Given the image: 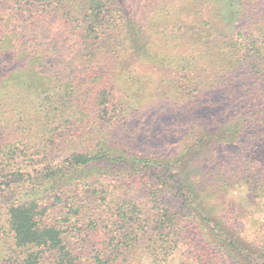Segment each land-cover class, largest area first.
I'll list each match as a JSON object with an SVG mask.
<instances>
[{
  "label": "trees",
  "instance_id": "trees-1",
  "mask_svg": "<svg viewBox=\"0 0 264 264\" xmlns=\"http://www.w3.org/2000/svg\"><path fill=\"white\" fill-rule=\"evenodd\" d=\"M137 1L143 14V0ZM259 1L260 6L250 1L254 8L249 2L241 4V17L251 21V27H242L227 43L226 51L224 47L217 51L225 57L226 66L213 62L217 53L210 50L208 54L204 48L213 37L207 36L203 22L199 25L203 37H191L189 55L168 58L167 78L152 81L154 89L145 92L151 83L146 82L142 66L154 64L149 48L163 42L164 47L180 52L186 48L180 44L184 41L181 36L173 33L163 41L154 33L155 42L148 39L144 43L136 32L137 46L129 47L132 51L127 57L125 29L133 9L122 0H0L6 16L0 18V57L22 47L28 32L46 31L53 10L67 24L77 23L73 25L77 46L88 57L97 52L94 62L99 68L104 66L97 75L89 66L75 67L76 54L68 55L50 45V49L32 53L39 56L37 61L31 55L26 57L28 63L21 69L25 75L22 73L17 87L7 86L5 79L0 85V167L25 170L17 184L30 183L23 185L16 201L8 206L0 228L3 243L10 249L8 263L130 264L129 259L137 256L164 264L181 243L201 239L212 245L209 256L216 254L213 258L229 264H264V249L213 216L202 200H212L209 192L218 190L221 180L226 185L223 189L235 180L252 197L264 198V1ZM145 2V13L151 15L162 3L165 19L189 10L182 2L178 6L166 0ZM173 22L166 28L184 27L181 19ZM7 34L11 40L6 42ZM184 39L189 40L188 36ZM126 60L134 61L131 67L124 66ZM142 61H146L144 65ZM45 63L50 69L43 68ZM177 72L183 74L181 79ZM37 74L42 88L34 111L16 115L12 131L5 133L8 125L1 117L7 114L8 102L16 98L17 91H30ZM178 110L184 117L176 122L184 126L176 137L181 152L169 162L162 161L150 141V131L167 120L171 123ZM32 135L36 141L30 139ZM50 137L48 147L45 142L50 140L45 139ZM68 145L74 148L68 149ZM40 146L47 163L41 178L34 175V166L26 170L23 164L13 163L25 148ZM59 146L65 150L61 157L57 156ZM219 150L221 154L216 155ZM194 154L195 159L205 156L193 164L189 160ZM191 168L198 170L190 175ZM190 177L197 179L194 190L186 185ZM201 181L205 190L200 189ZM131 182L143 187L146 203L122 192ZM46 193L55 195L58 203L49 205Z\"/></svg>",
  "mask_w": 264,
  "mask_h": 264
},
{
  "label": "rangeland",
  "instance_id": "rangeland-1",
  "mask_svg": "<svg viewBox=\"0 0 264 264\" xmlns=\"http://www.w3.org/2000/svg\"><path fill=\"white\" fill-rule=\"evenodd\" d=\"M122 1L125 7L129 6L133 9V12L131 13L130 18L128 20L131 24H129V22L126 23L127 28L125 29L127 33L125 34L126 46H124V51L128 48V50L126 51L127 57L132 51L129 50V47L137 46L136 39L138 36H136V32L139 33V37H142L144 39V43L148 39L155 42V39L152 37L154 33H158V36L156 37L157 40L161 39L163 41H167L168 38H172L173 33H176L178 36H181V38L184 40L182 43H180L181 46H186L185 50L184 48H182L180 52L179 50L172 49L170 47H164L163 42H156L155 46L153 44L151 48H149L150 56L152 55L151 59L154 64H150L151 67H149L144 65L146 61H142L144 65L142 66V73H144L143 76L146 77L147 83H151L148 84V87L143 90L145 92L150 89H154L152 81L158 83L164 77L167 78V76L169 75L168 71L171 68L168 62V58H173L174 56L181 55L183 58L189 55V53L191 52L189 48L192 47L191 43L194 40L191 37H203V35L201 34V31L203 29L207 31V36L209 34L210 37H213L212 39L208 40V42L205 43L206 46H204L208 54H210V50H213L214 54L217 53L215 57L211 58L212 61L215 63H219L221 66H224L225 62L226 66L225 57L217 51H219V49L222 47H224V50L226 51L228 46L227 43H230L232 37L237 36V34H239V31L242 29V27H244L245 25L251 27V21L247 22L241 17L242 14H244L241 4H251L250 1H254L256 3V6L261 5V2L259 0H211L210 4H207L206 0H166L167 2H175V6H178L182 2L181 5L189 10L186 14H184L186 10L183 11L182 14L173 13L171 19L169 17L165 19L163 16H165L164 13H166V10H163L164 5L162 3L160 5L158 4L159 6H156L153 9L154 11H156V13L154 15H151L149 14L150 11H147L145 13L146 9L148 8L145 0H143L142 2L143 5L146 7L142 11L143 14L139 13V1ZM152 1L153 0H150V3ZM255 3L251 4V8H254ZM4 9H0V18H3L5 16ZM172 9L176 11V8ZM263 10L264 6L261 7V11ZM48 16L51 21V25L47 26L46 31L42 28H39V30L36 32H28L27 39L23 40L22 42V47L18 46L13 49V51H9L7 54H4L0 57V85L5 79L4 82L7 84V86L14 88L17 87L16 84L18 83V81L23 79L22 73H24L25 75V72H23L21 69L23 66H25V64L28 63V59H26V57H28V55H31L30 58L35 57V60L37 61V59H39V56H34L32 53H41L47 49H50V45L51 47L57 46L60 50L65 51L68 55L76 54L74 56V58H76V60H74L75 67H77L78 65L82 67L89 66L91 69L90 72H95L96 75L99 69L104 67L101 65L99 68V64L94 62L96 60L95 55L97 52L93 53L92 57H88L86 56V53L83 52L82 48L77 46V42L75 41L77 34L76 30H74L75 28L73 27L74 24H77L76 22L74 23L73 21V23L67 24V19L62 20V18L58 17L56 12L53 10H50ZM245 16L247 17L248 14H246ZM159 18L161 19L158 21ZM180 19L184 25V27L179 25L182 27L181 30L177 28L173 31V28L170 26L166 28V24L170 21H174L172 23L174 25L177 24V21H180ZM153 22L155 24H153ZM203 22H206V26H203V29H201L199 28V25ZM215 22H217L219 26H215ZM139 27H143V30ZM31 31H34V29L31 28ZM163 31H165V34H162ZM7 36L8 37L5 40L6 42L8 40H11L10 35L7 34ZM185 36H188L189 40L185 41ZM35 37H40V39H35ZM212 41L213 43L211 45H207V43ZM30 45H33V47H31ZM26 51L28 52L26 53ZM123 55H126V53H123ZM221 55L223 60H219L218 58V56L221 57ZM96 58L98 59V56ZM99 59L101 61H104L101 57H99ZM155 59L159 60L160 62H155ZM133 62L134 61L131 62V60H126L124 62V66L129 68L131 67V64H133ZM95 63L97 64L96 68L94 66ZM167 64L169 66H167ZM42 66L43 68L47 67V69H50V65L47 66L46 63ZM121 66H123V64ZM175 74L180 79L183 75L180 73L178 74V72ZM33 80L34 81L31 84V88L32 86L34 87L30 91H26L25 93H18L17 91V96L15 95L16 98L10 99V101L8 102L9 106L5 108L8 109L7 114L1 117L2 120L5 121V125H8V129L5 133L12 131L13 123L18 120L16 118V115L23 113L26 116L28 113H32L34 111V108L36 106L35 99L37 96V92L38 94H40L38 90L42 88V79L41 76L37 74ZM160 86L162 87L161 90H164V87L162 85ZM12 93H15L14 90H12ZM158 94H160V91H158ZM162 100L165 101V99L163 98ZM180 109H182V107H180ZM150 110L153 111L151 107ZM162 111L163 110L161 109L159 113L162 114ZM173 118H176V121H174ZM183 118L184 117L181 114V111L178 110L176 111L174 117H171V123H168L167 120L165 124L160 123L154 125V131H150L153 136L150 141L151 143L156 145L155 147L160 153V160L169 162L173 160L175 156L179 155L177 154L178 152H181V148L179 147L180 144H178V138L176 137L179 135L180 129H184V126H177L176 122L178 123L183 121ZM166 127H168L169 129H166ZM145 128L151 130L150 126H146ZM166 130H168V132H166ZM20 137L24 141V143L27 142V138L24 135H21ZM30 139L32 141H36L33 135L30 137ZM45 140H50L49 142H45V144L49 147L52 138H46ZM199 141L200 140H198L197 142ZM195 142L196 141H193L192 143ZM154 145H152V147ZM10 146L11 145H9V147ZM58 148L59 149L57 150V156L61 157L65 154V150L63 148H60V146ZM72 148L74 147L68 145V149ZM221 152L222 151L219 150L216 155L221 154ZM45 153L46 152L42 148V146H40V148L28 147L23 150V153L19 154V158H17L15 162H13L12 159H9V161L11 163L19 162L20 164H23L24 167H27L26 170H29V167L34 166V175H36V177L41 178L46 175V171L44 169L47 164L44 162ZM68 153L69 152H67L66 155ZM194 156L195 154L192 155L189 160V162H192L193 164H195V162L200 163L205 155H199L196 157V159ZM6 159L7 157H5V160ZM30 170H32V168ZM196 170L198 169L191 168L190 175L193 171ZM24 172L25 170L19 172L18 169L4 170L2 167H0V228H2L5 223L4 216L7 212L8 206L16 201L17 197L19 196V192L21 191L20 189L25 188L23 185H30V183L28 184L23 182H21L20 185L17 184V181L20 179V175H22L21 173ZM29 181V178H26V182ZM196 181L197 179H192V177H190V180H186L187 187L190 190H194V184ZM191 183L193 184V187ZM200 183L202 184L200 189L205 190L204 181H201ZM217 184L218 185L216 186V188H218V190L212 189V192H209V195H213L212 200L202 199L204 200L203 202L206 207L210 209L213 216L225 220L226 223H228L233 228L234 232H237V234H239L242 238L249 241L251 244L256 245L259 249H264V198L258 199L252 197L247 192V188L242 183L235 182V180H233L229 187L225 189H223V187H225L226 185L223 183L222 180L218 181ZM142 189V186L139 187L134 182H131L130 185H128L126 189L122 192L129 197H133L134 199H138L139 201H143L144 203H146L148 198L147 196L145 198V194L141 192ZM177 192L179 194L180 191ZM54 196L55 195L50 193L45 194L46 201L49 205L58 203L55 202ZM59 213L60 212H58L55 218L59 216ZM1 231L3 230H0V264H11L8 263V255L10 249L9 247H6V245H4L2 240L4 238V234ZM212 249V245H208L207 241L203 243L201 239L193 243L186 241L180 244L174 255L168 260L167 263L164 264H229V262L223 258L219 259L212 257L214 255L216 256V254H211V256H209V253L212 252ZM129 261L130 264H157L148 258L141 260L137 256H135L134 258H130Z\"/></svg>",
  "mask_w": 264,
  "mask_h": 264
}]
</instances>
